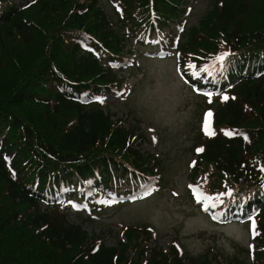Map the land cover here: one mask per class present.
<instances>
[{
  "label": "trees",
  "instance_id": "obj_1",
  "mask_svg": "<svg viewBox=\"0 0 264 264\" xmlns=\"http://www.w3.org/2000/svg\"><path fill=\"white\" fill-rule=\"evenodd\" d=\"M183 1L116 0L115 25L98 0H0V264H264V0H212L176 48L181 73L219 90L205 102L214 134L197 130L189 180L226 221H255L249 262L166 252L140 226L105 246L64 218L73 194L108 198L155 177L144 136L99 98L121 83L120 25L139 42L152 33L169 42ZM225 52L227 70L213 82L202 70Z\"/></svg>",
  "mask_w": 264,
  "mask_h": 264
},
{
  "label": "rangeland",
  "instance_id": "obj_2",
  "mask_svg": "<svg viewBox=\"0 0 264 264\" xmlns=\"http://www.w3.org/2000/svg\"><path fill=\"white\" fill-rule=\"evenodd\" d=\"M184 1L180 4L181 8L186 6L182 8L181 22L176 21L179 24L174 26L172 21L166 27L172 35L197 24L212 2ZM98 4L113 24H120L115 16L116 0H98ZM120 27L127 61L117 68L122 72L118 91L103 94L102 102L113 119H121L124 127L144 136L139 148L158 160V171H154L161 181L128 203L116 204L100 198L89 209L88 204L79 202L77 209L70 206L64 218L80 224L91 241L105 246L125 240L126 227L140 226L150 230V246L166 252L174 246L194 257L217 251L225 257L237 255L240 260H247L246 249L253 243L249 226L243 222L217 223L188 196L189 162L195 159L192 148L197 144L201 123L204 126L203 100L194 96L184 83L172 50L161 49L155 36L139 42L135 35L138 32L127 31L123 24ZM197 180L205 183L204 176ZM75 188L80 190L78 186Z\"/></svg>",
  "mask_w": 264,
  "mask_h": 264
},
{
  "label": "snow or ice",
  "instance_id": "obj_3",
  "mask_svg": "<svg viewBox=\"0 0 264 264\" xmlns=\"http://www.w3.org/2000/svg\"><path fill=\"white\" fill-rule=\"evenodd\" d=\"M230 56V53H220L215 57V63L208 65L207 68H204L202 71L205 73V75L208 76L209 79H212L213 82H218V77L223 75V73L227 70V58ZM193 68H195V65H192ZM215 69V71H213ZM193 75H197L196 72L193 73ZM206 96L211 97L212 93L211 92H206L204 93ZM102 99V98H99ZM223 99H228L227 95L223 97ZM211 102V100H209ZM212 116V112L208 111L205 115V122H204V131L208 135H213L214 131L209 129L208 126V118ZM226 135L230 134L228 132H225ZM198 152L202 151V149H198ZM201 199L202 200H207V199H213V204L215 203V199L212 197H209L208 194H205L203 191L200 193ZM211 207V205H209ZM215 218V217H214ZM251 219V218H250ZM252 227L253 230L255 228V221H252Z\"/></svg>",
  "mask_w": 264,
  "mask_h": 264
}]
</instances>
